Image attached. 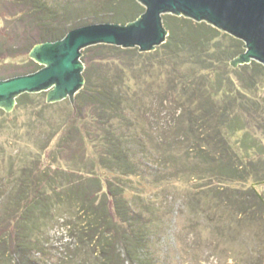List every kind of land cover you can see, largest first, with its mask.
Here are the masks:
<instances>
[{
	"label": "rangeland",
	"instance_id": "1",
	"mask_svg": "<svg viewBox=\"0 0 264 264\" xmlns=\"http://www.w3.org/2000/svg\"><path fill=\"white\" fill-rule=\"evenodd\" d=\"M46 1L59 14L49 24L35 12L14 19L23 4L0 0V77L25 70L28 48L44 31L65 32L124 13L110 8L119 0ZM173 16H162L166 29ZM14 48L20 55L8 57ZM154 51L143 62L136 54L82 50L79 92L89 84L87 93L95 96L78 110L79 92L54 103L47 102L49 91L29 93L20 103L16 98L12 110L0 106V264H264V206L252 190L264 199V65L254 62L258 67L232 75L244 96L227 121L205 114L190 121L191 110L178 109L184 102L175 100L170 80L193 68L169 60L160 69L161 60L148 61L165 53ZM108 87L124 92L109 110L125 119L95 113ZM97 119L115 123L120 132L111 140L123 135L115 149L103 147L109 131ZM231 126L244 129L227 136L228 147L223 135ZM108 151L125 159L109 154L108 168L101 159ZM116 166L136 175L116 179L108 174ZM49 183L63 190L57 194ZM62 195L69 204L44 211L42 204ZM19 207L27 209L25 217L44 219L28 237ZM118 209L126 218L120 224Z\"/></svg>",
	"mask_w": 264,
	"mask_h": 264
},
{
	"label": "trees",
	"instance_id": "2",
	"mask_svg": "<svg viewBox=\"0 0 264 264\" xmlns=\"http://www.w3.org/2000/svg\"><path fill=\"white\" fill-rule=\"evenodd\" d=\"M13 1L22 3L23 7H25V9L17 13L18 15L17 17L13 16L15 17L14 19L18 17H23L24 15H28V14L32 15L35 12L40 19L45 20L46 23L49 24L51 19L57 16L59 17L58 12H56V10H54L52 6L48 4L46 0H13ZM119 1H120L119 3L117 2L111 3L110 8L111 9L123 8L124 13H122L120 16L114 14V16H111V18H109L108 21L107 20L106 21L95 20V21L87 22V24H83V25L77 24L76 26L68 29L65 32L58 31L55 27L52 28L50 31L46 30L44 31L45 33L43 32L44 34L38 41L32 42L34 44H32V46H29L30 48H28L29 49L28 51L30 52L31 49H33L36 46V44L38 45V44H42L45 42H55V41L61 40L67 35L69 31L75 28L81 27V26L95 24V23H117V24L126 25L129 22L135 21L145 11L144 6H142L141 4H138L134 0H119ZM169 18L171 19V22H169V20L166 21V25L168 26L167 29L169 31V36L167 37L165 43L156 47L155 49V51L165 53V54H161V56H158V57L154 56V58H150V60L148 59L149 60L148 63L161 60L160 63H158L157 65L160 69L169 67L170 66L169 60L171 62H175L178 67H181L182 65H185V64L189 65L191 68H193L191 71H189L186 74H182L180 78H177L175 80H170L171 86L173 85L174 81H175L174 84H176V87H174L173 91L175 92L178 91V93H175V100L177 102H184L182 103V105L181 104L179 105L178 109L180 110L182 109V111L185 110L186 108L188 110H191V113H188L189 116L187 115L188 116L187 118H189L190 121L192 120V118H195V119L201 118L199 117L201 116V114H205V117H208V116L213 117V115H215L221 118L220 120H222L223 122L227 121L230 117H232V114L235 111L237 104H240L244 96V92L242 89L244 87L243 86L240 87L236 83L232 75L239 73L243 69H250L253 67H258V65L254 63L256 61H252L250 64H245V65L234 67L231 64L232 61L235 58H237L240 54L244 53L246 50L245 43L242 40L237 39L233 37L232 35L213 27L207 22H196L185 16H177V15H174L173 17H169ZM86 50H97L102 53L117 52V53H122L124 55L136 54V56L143 59V62H146L145 58L148 56V54L152 53V52H148V53L140 52V50L137 47L124 49L121 47L105 45V44L94 45V46L85 48V51ZM17 55H20V54L17 51V49L14 48V50H11V53H9L7 56L16 57ZM25 66H26L25 70L23 71V73H21L22 75H27V74L36 72L39 69H41V67L37 63H35L32 59ZM84 73L87 74L88 71L85 69ZM86 80L89 81L88 77ZM125 84L127 85L126 87L127 92H131L130 90L132 89L131 88L132 86L131 85L129 86L128 82ZM89 88H90L89 84H87L85 89L81 90L76 95L77 110L81 107L82 105L81 101L83 99H85L87 96H90V98H93V96H95L93 93H90V95L87 93ZM91 89L92 88H90V90ZM104 91L106 92V94L105 95L100 94L99 96L104 97L105 103L96 105L95 113L98 115L99 118L107 117V116L112 118L117 115L118 117L125 119L126 117H124V115H121L119 112H116L115 110L113 111L109 110V108H111L112 105L114 106L118 105L115 103H121V101L123 100L124 92L123 93L117 92V91L115 92L113 87L105 88ZM27 96H30L29 93H24L20 95L17 98L18 100L17 102L19 103L22 102V99ZM181 113L182 112H180V114ZM186 113L187 112H185V114ZM185 114L183 113V116H185ZM97 120L100 122L99 119ZM107 121L108 120H104L103 122H100V123L103 126H106L105 128L107 131H109L108 132L109 136L105 138V140L103 138L102 139L100 138V142L102 143V140H104L103 147L107 146L108 149L109 148L115 149L116 146L120 145L118 142L122 140L123 135L119 134L120 135L119 138H114L111 140L110 139L111 133L113 131L116 133H119L120 131L119 129L114 130L115 123L113 121L111 120H109L108 122ZM227 123L229 124L230 122L228 121ZM128 124L130 125L129 122ZM243 129L244 128L237 129L231 126V128L228 129V132L226 131L224 133L223 140L227 142V136L230 133H237L239 131H243ZM217 132L220 133L221 131L217 130ZM247 132H248L247 129L245 132H243L244 137L247 136L246 135L248 134ZM229 146L231 145L229 144L228 147ZM112 152L113 151L111 152L108 151V152H104V154H101V159H102L103 164H106L108 166L110 163V160L112 161L114 159L115 161L119 162L125 159V157L120 155L119 153L117 154L115 152L114 154ZM109 154H111V157L113 156L115 157L111 159ZM106 156L109 159H107ZM244 157L250 158V156L246 154ZM246 161L250 165V163H252L253 160L250 161L246 159ZM116 167H117V170L119 169L118 171L117 170L110 171V169L108 168H111V167L109 166L107 168L109 170L108 174H111L116 179L124 181L126 180L125 178L133 174L125 169L128 167H125V168H120V166H116ZM221 170L222 168L219 169V174L223 173ZM250 174L251 172H248L247 175H244L243 180L247 182L248 178L250 177ZM133 175H136V174H133ZM229 175L233 176V173L230 172ZM123 176L125 178H123ZM232 176H228V177L231 178ZM241 180L242 179H239L238 181H241ZM262 181H264V179ZM23 182L24 180L21 182L22 183L21 185L23 188V192L25 194V189L27 187V184ZM48 185H49L48 187H50V190L54 191L57 194L63 190L62 186H58L54 183H49ZM252 190L264 206V199L258 196L253 186H252ZM116 196H118V194H115V197ZM119 196L121 197L120 194ZM23 199L24 197L21 196L20 201L22 202ZM68 199L65 200L62 195V198L57 202H54L53 200H49L47 204H42L45 209L44 211L47 212L48 207H51L50 206L51 204H54L58 207L65 206L66 204L70 203V200ZM114 203H115V206H117L118 208L119 207L118 198L115 199ZM34 206H36V204H34ZM19 211H20L19 216L21 217L20 224L21 225L24 224L20 228V229L25 230L24 237H28V235L31 234V232L34 229L42 227L41 225H37V223H39L40 221L44 219H41L37 215L36 217H34L35 220L33 217H25L24 215H28V211L27 209L24 210L22 207H19ZM124 213L125 212L119 211V209L118 211H116V218H117L116 220L117 222H119L118 224L126 220L125 217L120 216L121 214H124ZM45 214L46 213H43L42 217H44ZM96 214H97V217L101 216L102 219H104L103 210L100 209L99 207L96 211ZM108 224H112V223H110L109 221ZM95 236L98 237L99 235H95ZM2 242L3 241L0 240V244Z\"/></svg>",
	"mask_w": 264,
	"mask_h": 264
},
{
	"label": "water",
	"instance_id": "3",
	"mask_svg": "<svg viewBox=\"0 0 264 264\" xmlns=\"http://www.w3.org/2000/svg\"><path fill=\"white\" fill-rule=\"evenodd\" d=\"M144 13L126 25L95 23L75 28L55 42L36 45L30 58L43 67L36 72L0 77V106L12 110L24 93L49 91L48 103L75 95L84 85L82 50L98 45L151 52L165 43L168 30L162 16H185L207 22L245 43L234 67L256 61L264 65V0H138ZM23 73V72H22Z\"/></svg>",
	"mask_w": 264,
	"mask_h": 264
}]
</instances>
